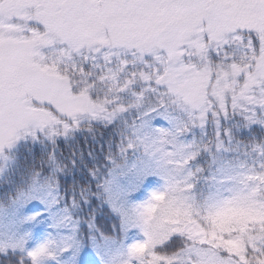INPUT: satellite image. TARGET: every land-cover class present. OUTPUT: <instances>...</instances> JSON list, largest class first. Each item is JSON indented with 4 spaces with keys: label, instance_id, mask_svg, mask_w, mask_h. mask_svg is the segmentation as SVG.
I'll list each match as a JSON object with an SVG mask.
<instances>
[{
    "label": "snow or ice",
    "instance_id": "obj_1",
    "mask_svg": "<svg viewBox=\"0 0 264 264\" xmlns=\"http://www.w3.org/2000/svg\"><path fill=\"white\" fill-rule=\"evenodd\" d=\"M0 264H264V0H0Z\"/></svg>",
    "mask_w": 264,
    "mask_h": 264
}]
</instances>
